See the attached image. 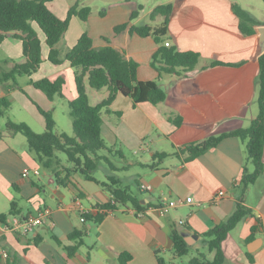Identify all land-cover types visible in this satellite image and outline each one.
I'll use <instances>...</instances> for the list:
<instances>
[{"label":"crops","instance_id":"0c3cea01","mask_svg":"<svg viewBox=\"0 0 264 264\" xmlns=\"http://www.w3.org/2000/svg\"><path fill=\"white\" fill-rule=\"evenodd\" d=\"M239 2L165 0L158 4L173 5L166 35L168 45L182 51H198L201 55L195 68L181 75H160L155 69L151 61L158 44L154 39L132 34L128 27L110 43L96 40L90 30L78 24L76 17L72 19L60 43L64 41L70 48L87 31L94 46L113 45L126 58L139 63L140 80L158 81L166 90V99L159 104L134 105L129 96L118 94L110 105L111 111L102 110V134L107 144L119 151L111 156L118 168L116 173L123 187L141 195L145 208L137 211L119 205L108 211L98 225L83 221L84 213L96 214L99 205L112 199L108 188L102 185L107 181L106 168L102 167L103 177L95 176L99 182L75 173L66 185H61L50 171L42 170L25 140L5 127L0 130V217L7 216L5 221L0 218V264H121L119 256L123 252L131 254L130 264H156L157 252L175 264L171 237L174 228L180 231L183 227L192 234L206 232L224 222L241 199L251 213L224 241V264H264V171L243 191L244 173L254 170L246 141L229 136L192 159L182 150L188 143L247 127L259 113L257 80L259 56L264 51V18H258ZM233 4L248 10L260 21L254 24V33L242 32ZM49 5L64 17L72 4L55 0ZM73 24L77 26L75 32ZM22 54L21 39L9 35L0 46V71H9L14 66L13 59L25 61ZM47 55L48 47L43 42L44 61L23 82L24 86L12 79L0 83V98L10 97L11 105L18 100L44 127L40 108L56 110L53 106L56 96L50 99L31 79L64 76L65 87L68 82L70 91L63 92V97L69 101L77 96L75 69L66 60L54 64ZM215 61L223 64H213ZM177 116L182 117L179 126L170 120ZM159 153L168 155L155 158ZM25 168L31 170L28 176H23ZM143 184H150L152 189H144ZM219 190H225L226 194L216 199ZM180 197H192L193 201L169 205L170 200ZM13 202L17 205V216L37 214L48 207L51 218L29 234L6 229L14 216L9 214ZM252 226L256 227L255 238L247 241ZM75 230L84 232V244L75 255L69 256L66 246L76 242L69 236ZM185 238L192 244L201 236ZM247 252L253 254V262Z\"/></svg>","mask_w":264,"mask_h":264},{"label":"trees","instance_id":"16d2710c","mask_svg":"<svg viewBox=\"0 0 264 264\" xmlns=\"http://www.w3.org/2000/svg\"><path fill=\"white\" fill-rule=\"evenodd\" d=\"M53 1L55 0H0V46L9 35L17 37L22 41V55L25 58L23 62L13 59L14 66L9 71H0V83L11 79L15 81L17 76H32L36 73L44 61V42L48 47L47 59L49 61L61 64L66 60L75 69L77 96L69 100L74 135L56 132L53 111L42 108H40V112L44 116L46 124L43 132H36L24 121L16 122L11 119L6 122V130L14 134L22 133L36 160L42 167L50 171L56 182L61 185H66L75 173H79L88 180L99 182L95 177V171L102 164H106L107 181L102 182V185L108 188L112 199L99 205V211L96 214L84 213L87 221L98 225L108 211L117 209L119 205L131 206L137 211H142L145 208L141 195L123 187L116 173L118 168L111 156L118 155L119 151L109 146L102 134V110L110 112V105L118 94L129 96L134 105H137L144 102L159 104L166 99L167 93L158 81L140 80L138 78L139 63L132 58H126L124 53L113 45L94 46V40L87 31H83L77 42L62 57L57 44L67 33L72 19L78 17L86 21L92 9L91 6H81V0H77L69 7L66 16L61 17L50 8L49 4ZM233 10L240 18L242 32L245 34L254 33V24L260 23V21L238 4H233ZM172 11V3H162L151 11L152 19L157 15L164 17L162 25L158 27L148 23L143 25L124 23L115 27L117 32L129 27L132 34L153 37L158 48L154 52L151 62L160 75L163 73L181 75L191 71L201 56L198 51H182L175 45L164 44ZM138 14L139 10H134L131 19L136 18ZM213 64H223V62L215 61ZM259 67L260 72L257 80L259 113L250 125L219 135H212L199 142L188 143L182 148L183 151L188 152L187 158L192 159L215 147L226 137L236 136L246 141L248 158L252 161L254 170L244 173L243 191L251 183H254L264 171V51L259 56ZM86 79L93 89H107V96L97 104L90 102ZM31 82L35 87L44 91L50 99H54L56 95L64 96L63 90L66 84L64 76H59L56 79L45 77L35 81L31 79ZM10 105L7 97L0 98V114H5V110ZM170 120L177 126L182 123L181 116L170 117ZM1 136L2 131H0ZM59 151L66 154L69 165L63 163L62 158L58 155ZM167 155V153H159L155 158H163ZM242 201V199L239 200L234 212L224 222L206 232L198 233L201 236V241L207 246L208 252L213 253V257H209L207 252L200 251V255L193 256L189 260V264H224L226 259L223 249L224 241L230 232L251 213V210ZM9 214L19 215L15 202L12 203ZM6 216V214L1 215L2 221H5ZM255 230L256 227L252 226V233L247 241L255 238ZM69 236L76 241L73 245L66 246L68 255L73 256L84 244V232L75 230ZM171 237L174 242L175 257H182L193 251V245L188 243L181 231L174 228ZM247 256L251 262L254 261L252 253L247 252ZM131 259L132 256L129 252H123L119 256L121 264H130ZM156 264H168L159 252H157Z\"/></svg>","mask_w":264,"mask_h":264},{"label":"rangeland","instance_id":"374dc122","mask_svg":"<svg viewBox=\"0 0 264 264\" xmlns=\"http://www.w3.org/2000/svg\"><path fill=\"white\" fill-rule=\"evenodd\" d=\"M75 0H66L68 4H74ZM165 0H81V6H91L92 12L89 16V19L86 21L81 20L76 17L78 24H81L82 27L86 30H90V33L96 38V40L108 41L109 43L113 38H119L123 31L117 32L115 27L124 23H135L138 25L150 24L154 27L162 25L164 18L161 15L155 16L154 19L151 17V11L160 3ZM239 4L242 7L252 11L258 18H264V1L263 0H239ZM248 4V6H247ZM134 10H139V14L136 18L131 19V14ZM248 11V10H247ZM74 32L77 30V26L73 24ZM150 40L153 37H148ZM164 44L168 45L169 42L164 40ZM57 47L61 51V56L63 57L66 51L69 49L65 46L64 41L59 42ZM28 75L17 76L14 82L22 84L28 79ZM87 92L90 97V102L96 104L100 99H104L107 96V89L103 88L101 90L93 89L85 81ZM67 93L70 91L69 83L67 82L66 87H64L63 92ZM10 99V97H9ZM56 110L53 109V115L56 121L55 130L58 133L66 132L70 135H74L72 117L70 115V106L69 101L66 97L56 95L54 104ZM259 108V105H258ZM11 120H28V124L36 131L43 132L45 130L44 126H41L31 117L23 108L21 103L18 100H14L12 105L6 109L4 116H0V130H5L6 121ZM25 142L27 143L26 137L22 133H17ZM58 155L67 163V156L64 152L59 151ZM113 158V157H111ZM113 161V159H112ZM106 167V164H102L96 171L95 176L103 177V169ZM44 171V167H41ZM85 204H88V200L84 201ZM191 241H193L191 239ZM193 251L188 255L182 257H175V264H189V260L193 256L200 255L199 252H207L209 257H213V253L208 252L207 246L201 241H193ZM167 263L171 264L170 259H167ZM228 264V263H225Z\"/></svg>","mask_w":264,"mask_h":264},{"label":"built area","instance_id":"2783aa9c","mask_svg":"<svg viewBox=\"0 0 264 264\" xmlns=\"http://www.w3.org/2000/svg\"><path fill=\"white\" fill-rule=\"evenodd\" d=\"M34 172L36 174L39 173L38 170H34ZM30 173H31V170L29 168H25L23 170V176H28ZM142 187L146 190L152 189V186L150 184H143ZM225 194H226L225 190H219L218 195L216 196V199L220 198L221 196ZM192 201H193L192 197H187V198L180 197L175 200H170L169 205L173 207L179 204L189 203ZM51 213H52L51 209L48 207H45V208L40 209L37 214H29L24 217L14 215L10 223L6 225V229L15 230L22 234H29L35 231L38 227H40L45 222L49 221L51 218ZM81 219L83 221L85 220L84 215L82 216Z\"/></svg>","mask_w":264,"mask_h":264},{"label":"water","instance_id":"95a60500","mask_svg":"<svg viewBox=\"0 0 264 264\" xmlns=\"http://www.w3.org/2000/svg\"><path fill=\"white\" fill-rule=\"evenodd\" d=\"M180 231H181V233L184 235V236H188V235H192L193 237H195V238H199V235L198 234H192L191 232H189V231H185V230H183V227H181L180 228Z\"/></svg>","mask_w":264,"mask_h":264}]
</instances>
